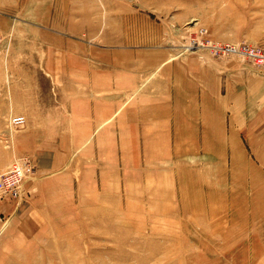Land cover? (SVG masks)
<instances>
[{"label":"rangeland","instance_id":"rangeland-1","mask_svg":"<svg viewBox=\"0 0 264 264\" xmlns=\"http://www.w3.org/2000/svg\"><path fill=\"white\" fill-rule=\"evenodd\" d=\"M245 47L264 0H0V94L34 86L55 114L0 192V264H264Z\"/></svg>","mask_w":264,"mask_h":264},{"label":"crops","instance_id":"crops-1","mask_svg":"<svg viewBox=\"0 0 264 264\" xmlns=\"http://www.w3.org/2000/svg\"><path fill=\"white\" fill-rule=\"evenodd\" d=\"M52 111L53 109L41 104V97L35 92L34 86L23 89L18 83L12 84L10 94H0V140L8 141L10 138L12 142L15 141L13 143L14 150L0 143L1 172L10 169L15 155L31 156L36 154L38 151L36 145L39 135L38 124L43 122V119L54 116ZM13 116H24L27 123L23 129L15 132L11 137L6 120ZM42 156L45 161H48L47 153Z\"/></svg>","mask_w":264,"mask_h":264},{"label":"built area","instance_id":"built-area-1","mask_svg":"<svg viewBox=\"0 0 264 264\" xmlns=\"http://www.w3.org/2000/svg\"><path fill=\"white\" fill-rule=\"evenodd\" d=\"M232 51H239L235 47L229 46ZM245 55L250 57L254 64L264 71V49H257L253 47H245V49L241 50ZM26 123V118L24 116H13L11 118V124L14 127H22ZM27 164L21 160H16L10 166V169L6 172L0 171V192H10L15 191L22 183L23 179L26 176L28 171Z\"/></svg>","mask_w":264,"mask_h":264}]
</instances>
